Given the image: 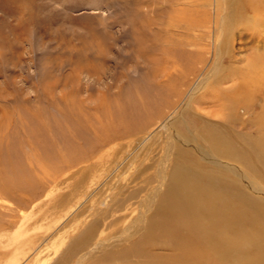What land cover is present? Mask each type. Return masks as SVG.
Here are the masks:
<instances>
[{
	"label": "bare ground",
	"instance_id": "1",
	"mask_svg": "<svg viewBox=\"0 0 264 264\" xmlns=\"http://www.w3.org/2000/svg\"><path fill=\"white\" fill-rule=\"evenodd\" d=\"M120 2L130 29L115 52L154 69L2 134L1 186L35 200L33 175H61L13 237L33 230L30 264H264V0ZM95 59L102 83L101 42Z\"/></svg>",
	"mask_w": 264,
	"mask_h": 264
},
{
	"label": "rangeland",
	"instance_id": "2",
	"mask_svg": "<svg viewBox=\"0 0 264 264\" xmlns=\"http://www.w3.org/2000/svg\"><path fill=\"white\" fill-rule=\"evenodd\" d=\"M129 5L120 0H0V137L3 133L11 137L19 135L20 122L24 120V124L36 114L50 119L51 123L59 121L61 108L84 97L87 102H92L89 98L104 88L105 83H113L112 91H116L118 85L129 88L128 80L144 86L143 76L154 69L153 65L144 58L136 61L129 57L123 62V57L115 52L124 43L119 38L126 37L130 29ZM208 24L211 27L213 23ZM97 42H101L107 58L102 66L106 74L102 83H98L96 74L89 71L96 63ZM110 58L118 60L116 67L112 66ZM119 70H125L127 75H121ZM108 73L118 79L114 81ZM194 78L192 74L188 76V80ZM26 149H29L27 145ZM153 171L151 167L146 172ZM33 177L37 180L34 188L39 195L35 200L30 198L29 187L26 192H12L0 185V219H5L3 223L17 221L13 227L0 231V264H27L34 256L32 251L23 253L22 249L27 245H20L24 238L34 233L33 230L23 234L21 241L13 237V231L24 221L25 214L30 219L38 216L33 205L41 201L50 183L61 175L46 180L38 171ZM65 188H60L54 195H66ZM257 188L264 190L262 186ZM261 194L264 195V191ZM257 228L264 229V221L261 220ZM54 231L55 228H51L42 233L44 236L39 238L38 244L44 241L43 238H47L43 243L55 239V235L50 238Z\"/></svg>",
	"mask_w": 264,
	"mask_h": 264
}]
</instances>
